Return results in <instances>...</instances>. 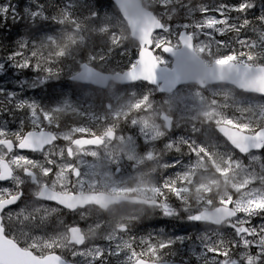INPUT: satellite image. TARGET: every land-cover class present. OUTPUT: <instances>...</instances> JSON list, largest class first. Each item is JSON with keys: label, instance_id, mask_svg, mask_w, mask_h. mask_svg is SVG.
Wrapping results in <instances>:
<instances>
[{"label": "snow or ice", "instance_id": "obj_1", "mask_svg": "<svg viewBox=\"0 0 264 264\" xmlns=\"http://www.w3.org/2000/svg\"><path fill=\"white\" fill-rule=\"evenodd\" d=\"M115 4L0 5V25L26 27L0 72L36 73L0 88V264H192L185 250L195 264H264V0L258 14V0ZM130 48L127 70H107ZM66 66L104 97L87 113L24 95ZM69 113L90 123H62ZM146 219L204 227L140 234Z\"/></svg>", "mask_w": 264, "mask_h": 264}, {"label": "trees", "instance_id": "obj_2", "mask_svg": "<svg viewBox=\"0 0 264 264\" xmlns=\"http://www.w3.org/2000/svg\"><path fill=\"white\" fill-rule=\"evenodd\" d=\"M17 1L19 2L20 6L17 5L15 2H14L13 4H16V5H17V9H18V11H20V12H22V11H23V8H24V7H27V6L29 5V3H30V0H17ZM41 2L46 3L45 0H41ZM80 2L83 3L84 0H80ZM69 3H72V0H59V2H58V6H64V5H67V4H69ZM88 3L92 4L93 7L96 8V10H98L101 14H102L107 8H110L111 11H112L113 13L116 12L115 8L113 7V5L111 4V2H110L109 0H88ZM46 4H47V3H46ZM53 6H57V4L53 3V5L49 6V11H50V12H53V11H54ZM80 11L83 12V11H86V10H84V9H80ZM14 26H16V25H12V27H14ZM52 26H53V25H51V27H52ZM57 26H59V25H57ZM14 29H15V28H14ZM15 30H16V29H15ZM93 39L96 40V42H97V47H99V45H100V43H101L100 39H99L98 37H93ZM117 52H118V50H117ZM114 54H115V53H114ZM134 56H135V50H134V48H130V58L132 59ZM67 63H68V64H72L71 61H68ZM106 66H107V65H106ZM121 66H124V65L113 66L111 69L119 68V67H121ZM72 67L75 68L76 65L72 64ZM68 69H69V68H68Z\"/></svg>", "mask_w": 264, "mask_h": 264}, {"label": "rangeland", "instance_id": "obj_3", "mask_svg": "<svg viewBox=\"0 0 264 264\" xmlns=\"http://www.w3.org/2000/svg\"><path fill=\"white\" fill-rule=\"evenodd\" d=\"M16 5V4H15ZM17 6V5H16ZM20 25V26H19ZM19 25H16L14 27H8L7 28V31L10 32L11 34L13 35H19V34H24L25 31H26V27L23 23L19 24ZM16 30H15V29ZM14 39L15 37L14 36H11V35H8V34H5V33H0V44L3 46V47H12L14 45ZM198 251V249H197ZM194 264H195V257H194Z\"/></svg>", "mask_w": 264, "mask_h": 264}, {"label": "flooded vegetation", "instance_id": "obj_4", "mask_svg": "<svg viewBox=\"0 0 264 264\" xmlns=\"http://www.w3.org/2000/svg\"><path fill=\"white\" fill-rule=\"evenodd\" d=\"M104 216H105L106 219L110 218L108 214H104ZM64 219L66 220V222L70 223L72 221V219H74V218L71 217V216H67V217H64ZM75 219H78V217H76ZM55 223H56L55 220H53L52 223L49 224L48 228L50 229L52 227V225H55ZM152 223H153V220H152ZM159 224H161V222ZM84 226L86 227V225H84ZM150 230L151 229H149L147 223H142L141 225H138L137 229H136V231L139 232L140 234H144L145 232L150 231ZM92 243H103V241L97 239L95 241H92ZM63 254L66 255L69 259H71L70 255H68L66 252L63 253Z\"/></svg>", "mask_w": 264, "mask_h": 264}, {"label": "water", "instance_id": "obj_5", "mask_svg": "<svg viewBox=\"0 0 264 264\" xmlns=\"http://www.w3.org/2000/svg\"><path fill=\"white\" fill-rule=\"evenodd\" d=\"M115 2V0H113Z\"/></svg>", "mask_w": 264, "mask_h": 264}, {"label": "bare ground", "instance_id": "obj_6", "mask_svg": "<svg viewBox=\"0 0 264 264\" xmlns=\"http://www.w3.org/2000/svg\"><path fill=\"white\" fill-rule=\"evenodd\" d=\"M20 26V25H19Z\"/></svg>", "mask_w": 264, "mask_h": 264}]
</instances>
